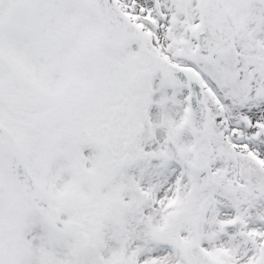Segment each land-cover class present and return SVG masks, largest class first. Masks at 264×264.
<instances>
[{
    "label": "snow or ice",
    "instance_id": "6c2138e0",
    "mask_svg": "<svg viewBox=\"0 0 264 264\" xmlns=\"http://www.w3.org/2000/svg\"><path fill=\"white\" fill-rule=\"evenodd\" d=\"M0 264H264V0H0Z\"/></svg>",
    "mask_w": 264,
    "mask_h": 264
}]
</instances>
